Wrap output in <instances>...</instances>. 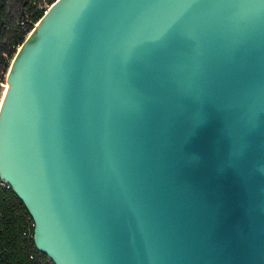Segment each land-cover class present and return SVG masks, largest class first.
<instances>
[{"label":"water","instance_id":"water-1","mask_svg":"<svg viewBox=\"0 0 264 264\" xmlns=\"http://www.w3.org/2000/svg\"><path fill=\"white\" fill-rule=\"evenodd\" d=\"M6 84L52 264H264V0H55Z\"/></svg>","mask_w":264,"mask_h":264},{"label":"trees","instance_id":"trees-1","mask_svg":"<svg viewBox=\"0 0 264 264\" xmlns=\"http://www.w3.org/2000/svg\"><path fill=\"white\" fill-rule=\"evenodd\" d=\"M43 1L55 0H0V71L5 60L15 53L23 40L16 22L32 14L37 20L40 12L34 10ZM32 12V13H31ZM15 55V54H14ZM0 264H50L33 243V227L20 201L10 188L0 185ZM52 264V263H51Z\"/></svg>","mask_w":264,"mask_h":264},{"label":"built area","instance_id":"built-area-1","mask_svg":"<svg viewBox=\"0 0 264 264\" xmlns=\"http://www.w3.org/2000/svg\"><path fill=\"white\" fill-rule=\"evenodd\" d=\"M52 4L53 3L48 4L47 2L43 1L41 4H37L35 6L34 10H36V12H40V16L37 20H32V17H31L32 14H30V15L26 16L24 20H22L20 22H16L15 25L21 31L23 40H25L26 37L29 35V33L31 32V30L33 29V27L35 26L37 21L41 17H43L44 15H46L48 13L49 8ZM19 47H20V45L15 47V49H14L15 53L19 49ZM14 54H13V56H14ZM13 56L10 59L5 60L4 65H3V69L0 71V102H1L2 96L4 94V91L7 87L6 80H7L8 71H9V67H10ZM0 185L3 187L9 188L5 183H3L1 181H0ZM30 221L32 222L31 218H30ZM32 227L34 228L33 222H32ZM46 262L50 263V264L52 263L47 257H46Z\"/></svg>","mask_w":264,"mask_h":264},{"label":"snow or ice","instance_id":"snow-or-ice-1","mask_svg":"<svg viewBox=\"0 0 264 264\" xmlns=\"http://www.w3.org/2000/svg\"><path fill=\"white\" fill-rule=\"evenodd\" d=\"M8 95H9V93L6 92V93H5V96H8Z\"/></svg>","mask_w":264,"mask_h":264}]
</instances>
